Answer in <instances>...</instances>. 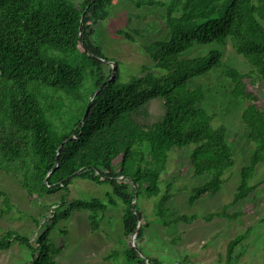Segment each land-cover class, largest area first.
I'll return each instance as SVG.
<instances>
[{
	"label": "trees",
	"instance_id": "trees-1",
	"mask_svg": "<svg viewBox=\"0 0 264 264\" xmlns=\"http://www.w3.org/2000/svg\"><path fill=\"white\" fill-rule=\"evenodd\" d=\"M113 4L114 0H83L79 4L72 0H0V170L13 174L32 200L64 192L61 199L66 202L75 178L109 184L110 202L117 203V198L126 205L124 234L130 237L139 221H145L139 197L162 192L161 175L173 148L192 145L194 174L209 175V180L195 189L192 203L219 191L225 174L236 164L227 126L214 125L217 114L203 106V88L190 86L193 77L218 68L230 80L231 94L248 101L241 118L255 148L249 164L241 168L233 200L203 218L239 217L240 213H230L229 208L257 190L259 183L251 181L264 163V97L256 91L264 84V0H137V7L167 8L164 18L171 39L145 47L154 65L127 80L122 79L116 61L111 78L113 66L107 71L106 63L114 60L94 40V23L105 19ZM124 35L136 40L131 33ZM215 42L230 43L251 69L246 72L232 66L219 49L192 58L183 55L196 44ZM58 52L69 58L58 56ZM153 67L165 72L155 74ZM89 76L93 84L83 96L81 90ZM99 87L83 121L88 102ZM57 91L71 102L54 94ZM154 99L163 102L165 112L161 119L148 123V106ZM71 110L74 113L68 117ZM172 187L169 182L157 204L159 216H164L162 207L173 197ZM1 197L10 208L8 194L0 190ZM107 207L100 198L75 199L61 215L68 218L73 210L89 211L96 230L100 213ZM4 212L0 210V217ZM197 218V214H184L174 221L192 223ZM50 221L42 225L36 238L6 230L0 236V251L18 243L30 251L31 264H58L55 255L62 247L50 239L59 221L57 214ZM147 226L141 222L136 246L130 243L126 247L128 264H165L141 255ZM251 231L248 227L228 241L226 264H235L240 258L237 249ZM118 254L116 250L112 256Z\"/></svg>",
	"mask_w": 264,
	"mask_h": 264
},
{
	"label": "rangeland",
	"instance_id": "rangeland-1",
	"mask_svg": "<svg viewBox=\"0 0 264 264\" xmlns=\"http://www.w3.org/2000/svg\"><path fill=\"white\" fill-rule=\"evenodd\" d=\"M72 1L79 4L83 0ZM136 2L137 0H114V4L108 8L107 17L94 23L96 44L108 58L114 60V65L118 63L123 80L144 74L148 67L154 65L151 54L145 47L157 40L171 39V32L165 25L164 18L167 8L162 5L137 7ZM125 32L131 33L136 40L127 39ZM215 49L221 50L226 60L241 71L248 72L251 69L230 43L225 46L217 42L196 44L183 55L190 58L203 56ZM58 56L69 58V55L62 52H58ZM106 64L108 71L112 64ZM152 70L155 74L165 72L155 67ZM92 84L93 79L89 76L81 90L83 96L88 95ZM190 86L203 88L206 94L203 106L217 114L214 125L227 126L236 164L225 174V181L219 191L206 194L192 203L190 198L195 194V189L209 180V175L194 174L190 159L192 145L182 149L173 148L161 175L162 192L139 197L140 208L145 215V221L141 222L148 225L141 242V255L157 258L165 264H226L228 241L251 227L252 231L244 242L245 247L243 245L237 249V253L242 254L235 264H260L264 261V163L258 166L251 181L259 183L257 190L246 200L229 208L230 213H240L239 217L214 218L211 221L203 218L210 212L221 210L233 200L241 180V168L249 164L255 144L241 118L248 101L231 94V82L218 68L193 77L190 79ZM258 88L257 93L264 97V84ZM54 94L71 102L62 91ZM148 108V123L161 119L165 112L163 102L158 99L152 100ZM73 113L74 110H71L68 117ZM169 182L173 183V197L162 207L163 211L166 209L164 216H159L157 204ZM0 190L8 194L11 203L8 208L3 203V198H0V210H5L0 217V236L8 229H15L36 238L38 232H42L43 227L51 223L50 218L57 214L59 221L53 228L50 239L53 244L62 247V251L55 255L58 264H128L124 257L125 249L130 243L136 245V237L132 241L133 234L130 237L124 234L123 215L126 205L117 198V203L110 202L107 194L112 192V188L109 184H96L89 179L75 178L69 186L66 202L62 203L61 199L64 192L32 200L13 174L0 170ZM92 198H100L108 206L104 213H100L96 230L89 211L73 210L68 218L62 217V212L70 206L72 200ZM184 214H197L199 218L192 223L174 221L177 216ZM116 250L119 254L112 256ZM31 261L30 251L18 243H14L8 250L0 251V264H31Z\"/></svg>",
	"mask_w": 264,
	"mask_h": 264
},
{
	"label": "water",
	"instance_id": "water-1",
	"mask_svg": "<svg viewBox=\"0 0 264 264\" xmlns=\"http://www.w3.org/2000/svg\"><path fill=\"white\" fill-rule=\"evenodd\" d=\"M94 1H95V0H93V2H94ZM81 23H83V19L81 20ZM108 62H110V63L112 64V66H113V73H112V77H111V78H113L114 75H115V72H116V67H115L113 61H108ZM100 88H101V87H99V88L95 91V93L91 96V98H90V100H89V102H88V105H87L86 112H85L84 117H83V121L85 120V118H86V116H87V114H88V112H89V110H90L91 103H92L93 99L95 98V96L97 95V93L99 92ZM72 138H73V136H72L70 139H72ZM70 139H68V140H70ZM68 140H66L65 142H67ZM49 176H50V174L46 177V182L48 181ZM137 200H138V189L136 188L135 199H134V201H133V203H132V207H133L134 210H136V209H135V204L137 203ZM140 226H141V220L139 221L138 229H139ZM138 229H137L136 232L133 234L134 236L132 237V241H134V238H135L136 235H137ZM134 246H136V245L134 244Z\"/></svg>",
	"mask_w": 264,
	"mask_h": 264
}]
</instances>
